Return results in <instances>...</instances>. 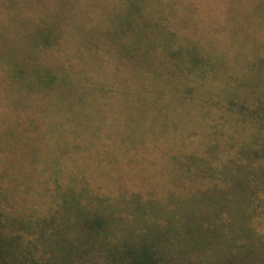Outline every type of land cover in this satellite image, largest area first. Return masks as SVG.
<instances>
[{"label": "trees", "instance_id": "16d2710c", "mask_svg": "<svg viewBox=\"0 0 264 264\" xmlns=\"http://www.w3.org/2000/svg\"><path fill=\"white\" fill-rule=\"evenodd\" d=\"M176 1L0 0V105L10 103L18 111L26 110L20 119L26 121L20 123L23 129L11 131L8 140L4 132L0 134V147L10 151V156L0 160V174L9 184L0 188H45L46 195L58 197L62 208L94 203L96 206L88 204L90 209L73 214L84 224L83 229L92 228L86 223L91 214L89 220H95L98 235L112 221L104 216L101 207L105 206H97L113 199H153L150 195L147 200L141 194L128 196V190L112 197L99 188H168V194L179 199L193 189L250 188L249 194L264 189V52L254 49L240 74H227L223 80L217 76L218 64H226L231 52L237 57L243 45V38L233 35L235 27L253 16L256 20L250 25L257 18L264 19V0H246L242 10L230 2L218 10L220 20L210 19L219 24L218 29L230 31L218 52L213 40L207 42L195 33L180 34L178 28L187 16L176 14ZM201 1L181 0L179 7L184 11L194 3L199 9ZM16 41L24 42L26 49L9 54V44ZM189 77L208 78L214 85L222 80L218 103L226 105L233 128L219 132L215 127L221 124L216 122L211 128L215 131L206 135L200 147L187 150L193 145L190 136L205 124L202 120L192 125L197 121L173 104L191 81ZM176 78L181 82L168 85ZM51 108H56L54 116L46 112ZM180 125L183 128L177 131ZM28 130H33L32 137L22 141ZM30 141L38 147V159L23 151ZM164 174L168 182L161 179ZM248 195H241V202ZM166 197L162 193L161 198ZM200 200L206 207L217 203L222 208L231 198L208 193ZM145 212L141 217L153 220L154 226L147 231L151 239L126 246L132 264H157L178 249L196 246L200 238L223 234L217 224H212L215 232L211 234L208 222H201L208 234L201 236L197 229H185L180 222L171 224L163 214ZM110 215L114 217V213ZM159 217L166 219L164 224L157 222ZM226 228L231 232L223 239L236 235L237 227L228 224ZM7 229V223L0 220V264H36L33 250ZM62 231L65 229L55 228L54 237L64 236ZM77 240L82 259L95 243ZM66 241L58 243L60 254L67 255L65 248L71 241ZM115 246L102 249L122 262L126 254ZM64 258L63 262L69 261Z\"/></svg>", "mask_w": 264, "mask_h": 264}, {"label": "rangeland", "instance_id": "374dc122", "mask_svg": "<svg viewBox=\"0 0 264 264\" xmlns=\"http://www.w3.org/2000/svg\"><path fill=\"white\" fill-rule=\"evenodd\" d=\"M245 1L207 0L206 2L202 0V6H198L199 9L193 3L191 7L189 6L183 11L179 7L181 0H178L175 5L176 14L180 15V13H185V16H187L186 23H183L178 30L183 36H193V33H195L197 37H202L207 42L215 41L212 44L215 45L216 51L218 52L223 46L221 43L223 42L222 40L227 37V34H230V31L223 27L218 29L219 24L213 23L210 19H217L215 21L220 20L218 19V10L226 8L230 5V2H233L234 8L242 10L241 5H245ZM250 1L255 2L256 0ZM216 2H218V5L215 4ZM252 19L256 20V17L247 18L246 21H242L244 23L243 26L235 27V33L233 35L241 36L243 38V41H241L243 45L237 57L235 55L232 56L231 52L226 57L228 58L226 64H218L217 76H221V79L222 76L226 77L227 74L230 76L240 74V71L243 70L246 63V58L251 57L249 54L254 49L261 51V53L264 52V46L262 45L264 44V19L261 17L257 18L258 22L250 25ZM20 44H18V41L10 43L9 54L23 52L26 46L24 42H20ZM207 46L208 44L205 45L206 48ZM210 77L212 78L214 76L209 75L208 78ZM227 77L229 76L227 75ZM208 78L196 80L194 77H189L191 81H188L189 83L186 84L185 89L182 91L183 94H179L182 99H179V95H177L175 98L180 101L175 100L173 103L185 115L188 113L192 116V120L197 121L192 125H197L202 120L205 123L200 126V130H196V134L193 132V135L190 136L188 141L190 143L192 142L193 145L188 146L187 150L200 147L199 143L205 140L206 135L215 131V129L211 130V128H214V123L216 122L221 124L219 127H215L219 132H224L227 129L226 132L228 133L233 128V117L225 109L226 105L224 103H218L219 92L222 90L221 88L224 84L221 83L223 79H220L219 81L221 82L218 81V84L216 83L214 85L215 83H212ZM106 81L103 80V82ZM176 82H181V79L176 78V80L171 81L168 85L175 84ZM180 89L182 90V87ZM101 93H104V91ZM101 96L103 98L105 95ZM167 97L172 98L173 96ZM25 101L28 102V99H25ZM202 103H205L204 106H202ZM17 108L12 104L10 105V103L0 105V131H2L0 134L5 133V135L3 134L5 140L11 131H17V129L20 131L23 129L20 123H26L25 120L23 122L20 121L21 115L23 116L26 110L19 108L21 109L19 112ZM53 110H56V108L48 109L46 112H48V115L54 116L57 113H54ZM111 118V115L107 117L106 124ZM180 128L182 129L183 126H178L177 131ZM32 134L33 130L23 132L24 139L22 141L32 137ZM1 141L2 138H0ZM31 143L33 144L34 142L30 141L29 146L24 148L23 151L30 153L33 159H38V147H33ZM8 152L10 151L7 149L3 150L0 147V160H4L6 155L10 156ZM197 163L199 165L201 161L198 160ZM25 167H27L26 162ZM128 171L133 170L128 169ZM155 176L154 178L158 179ZM147 178L154 179L150 175ZM147 178H143V181L146 182ZM161 179L168 182L169 177L164 174ZM7 184H9L8 178L0 174V186H8ZM99 190L102 193L108 192L112 197H115L119 191L128 190V196L130 194L131 196L141 194L147 200L150 195L153 199L150 202H128L133 198H129L127 201H115L113 199L104 202V205L97 206H105L101 207L105 213L104 216H107L106 218H110L112 221L109 223L110 225L108 224L109 227L107 225V230L105 228L102 230L103 234L98 235L96 233L98 229L94 224L95 220H89L92 218L90 216L91 214H88L87 218L89 222L86 221V223L91 224L92 228L87 226L84 229L81 227L84 224L73 214L77 210L82 212L84 209H90L87 208L88 204L90 206H96L94 203L91 204L84 201L82 205L72 204L67 208H62L59 207L61 202L58 197H50L52 196L51 194L46 195L48 191L45 188H24L23 185L21 188H0V220L7 223L8 233L17 234L22 242L30 250H33L32 255L36 258L34 261L36 264H132L133 260H129L130 256L125 253L126 246L131 247L140 241L151 239L147 231L149 232L151 227L154 226H152L153 220L150 222L148 216H146L147 220H145L144 216L141 217L144 211H147L145 213H151V215L154 213L163 214L164 217L167 216L171 224L180 222L184 225L185 229H197V232H200L201 236L208 235L204 232L205 228L203 230L201 227V222H208L206 227L209 230L207 232L211 234L215 232L212 224H217L220 229H223L221 232L223 233L222 236L227 232H231V230L226 228V225L229 224L230 227H237L236 230L234 229L236 235H232L234 237L231 236L232 238L230 239H223L222 236L218 238L211 235L210 237L200 238L201 241L196 243V246L193 245V247L186 248L182 251L178 249L179 251L175 252L173 256L168 255L157 264H264V189L254 194H249L250 188H219L217 190L204 189L199 191L193 189L183 199H179L178 196L169 195L168 188H99ZM162 193L167 194L165 199L161 198ZM208 193L220 198L228 196L231 198V201L227 205H222V208L217 203L211 204V207H206L207 204H200V197ZM241 195L248 196L241 202ZM59 213H68L69 217H63L66 215ZM112 213H114V217H122L123 219L114 218L110 215ZM203 218L204 220H202ZM165 220V218L159 217L158 221H156L159 224H164ZM144 221H147L146 225H144ZM78 224L80 228L77 226ZM73 225L76 229L73 228ZM55 228L58 230L65 229L61 233L64 236L61 235V238L54 237ZM111 228H113V233H111ZM180 229L181 227L178 230L180 231ZM244 230H246V233H251V235H245ZM44 238L48 240L43 241L42 239ZM78 238L95 243L89 248L90 251L88 250L89 252L87 251L82 259H80V255L82 254L81 250L76 248L80 244L77 240ZM66 240L71 241L68 245L72 248L67 245L65 248L67 249L65 251L67 255L64 252L60 254L61 249L59 251L58 243L63 241L67 244ZM101 243H103V246ZM115 245L119 247L121 252L126 254L123 256L122 262L118 259V256L113 257L111 253L109 254L106 250L104 251L102 249L104 246L116 247ZM163 254L162 256H164ZM64 257H68L69 261L63 262Z\"/></svg>", "mask_w": 264, "mask_h": 264}]
</instances>
